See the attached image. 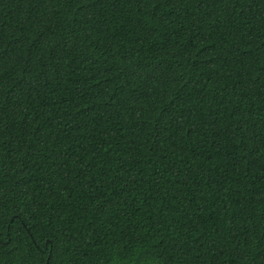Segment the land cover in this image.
<instances>
[{"label": "trees", "instance_id": "16d2710c", "mask_svg": "<svg viewBox=\"0 0 264 264\" xmlns=\"http://www.w3.org/2000/svg\"><path fill=\"white\" fill-rule=\"evenodd\" d=\"M0 264H264V0H0Z\"/></svg>", "mask_w": 264, "mask_h": 264}]
</instances>
